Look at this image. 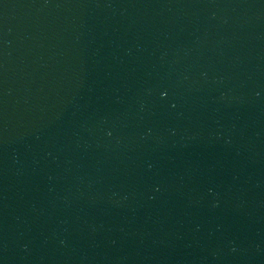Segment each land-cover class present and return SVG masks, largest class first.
Segmentation results:
<instances>
[{"label":"water","instance_id":"water-1","mask_svg":"<svg viewBox=\"0 0 264 264\" xmlns=\"http://www.w3.org/2000/svg\"><path fill=\"white\" fill-rule=\"evenodd\" d=\"M0 264H264V0H0Z\"/></svg>","mask_w":264,"mask_h":264}]
</instances>
